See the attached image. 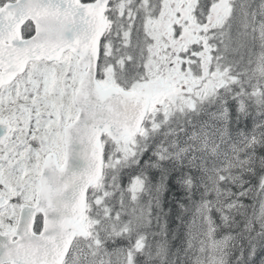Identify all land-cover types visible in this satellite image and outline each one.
<instances>
[{
    "label": "snow or ice",
    "instance_id": "snow-or-ice-1",
    "mask_svg": "<svg viewBox=\"0 0 264 264\" xmlns=\"http://www.w3.org/2000/svg\"><path fill=\"white\" fill-rule=\"evenodd\" d=\"M0 264H264V0H0Z\"/></svg>",
    "mask_w": 264,
    "mask_h": 264
}]
</instances>
